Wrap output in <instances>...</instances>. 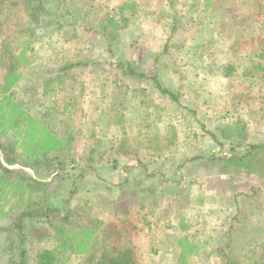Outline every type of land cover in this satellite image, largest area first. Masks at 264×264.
Masks as SVG:
<instances>
[{"label": "rangeland", "instance_id": "374dc122", "mask_svg": "<svg viewBox=\"0 0 264 264\" xmlns=\"http://www.w3.org/2000/svg\"><path fill=\"white\" fill-rule=\"evenodd\" d=\"M172 1L54 0L52 10L61 5L58 11L62 14L65 2L72 4L93 28L73 27L74 20L65 15L63 29L52 20L57 31L41 34L36 29L30 34L29 46L23 43L27 34L17 28L7 30L11 23H26V14L15 11L10 20L0 15V144L16 145L14 157L28 164L9 166L0 147V227L10 223L7 214L30 206L64 207L76 180L77 193L69 205L75 213L72 226L92 231L91 237L89 233L79 237L90 240L87 246L95 251L106 245L103 235H111L112 248L129 234L139 264H252L247 257L253 250L260 260L264 254V166L257 171L259 178L239 183L235 176L241 169L240 157L238 162L224 157L221 167L189 160L198 154H224L230 145L221 152L209 131L219 134L221 127L231 129L239 118L246 122L241 127L245 140L264 146V70H252L256 63L264 67V57H257L264 51V0ZM124 4L133 5L127 11L131 23L120 32L113 59L123 60L136 52L135 59L142 54L149 71L145 80L127 79L121 87L115 83L119 71H105L104 61L112 58L105 42L98 44L97 30L106 15L119 16ZM176 16L178 23L174 22ZM166 44L160 60L166 66L160 64L159 68V62L153 61ZM84 59L98 60L100 67L94 73L93 66L78 68L65 82L41 83L55 74L56 66ZM228 64L235 70L225 78L216 67ZM10 67L12 74H8ZM248 70L251 76L246 75ZM160 71L163 86L182 96V105L162 97L156 88L151 78ZM191 110H196L195 116ZM43 127L64 140L69 137L66 133H75L70 155L79 164L88 154L90 141L100 140L94 166H103L100 175L107 182L118 178V171L109 170L114 158L123 157V165L135 168L130 184L143 177L135 158L149 167V174L167 160L166 171L155 177L153 189L142 192L152 195L154 205L151 200L140 205L141 198H134L128 214L118 205V218L113 212L117 203L114 190L90 183L89 176L80 179L77 171L66 177L61 169L50 174L53 168L44 165L41 154L54 145ZM219 138L225 141L222 134ZM121 146L127 151L124 156ZM262 152L255 151L259 161H264ZM176 165L181 171L176 172ZM22 178L46 184L34 185L39 190L29 195ZM238 207L248 210L237 214ZM30 222L42 226L38 220ZM52 246L49 238L27 245L31 264H36L37 250ZM84 263L82 254H74L70 261Z\"/></svg>", "mask_w": 264, "mask_h": 264}, {"label": "trees", "instance_id": "16d2710c", "mask_svg": "<svg viewBox=\"0 0 264 264\" xmlns=\"http://www.w3.org/2000/svg\"><path fill=\"white\" fill-rule=\"evenodd\" d=\"M53 1L54 0H0V15H4L7 20H10L11 14L15 11H22L26 14V18H28L26 23H23V25L15 23L17 26H14L11 23L7 30L9 29L12 30V32H15L17 28L18 32L25 34V36L28 35L27 38H23V43L27 46L31 45L32 42L30 34H33L36 29H41V34H44L47 30L54 31L56 29L57 31V26L52 27V20H56L57 25L62 28L64 26V21L61 22V20H63V17L65 15H67L70 20H74L73 27H77L75 25H79L87 30L93 28V24H90V21L87 22L86 16L81 17V12H78L76 6L67 4L65 2V5L63 4L65 14H59L58 8L61 5H58L54 10H52L53 6H51L50 3H53ZM174 5L171 6L173 9L175 8ZM132 9V4L131 6L129 4L122 5L118 11L119 16L106 15V17L100 22V27L97 30V33L99 34L98 38L100 39L98 44H102V42H105L104 47L106 48V52L109 53L108 57L112 58L110 60L104 61L105 71L108 68H115L116 70H118L119 79L115 83H120L121 87L125 85V81L127 79L138 81L145 80L147 78V71H149L144 68V59L142 54H139L135 59L136 52H132L133 56L126 59L124 58L123 60L122 58L119 60L115 59L116 61L112 56L115 50L119 47V39L121 35L120 32L130 27L131 18L128 15V12ZM174 22H179L177 16L175 17ZM85 26L88 27L86 28ZM167 46L168 45L166 44L163 51L154 58L153 63L155 64L158 61L159 68L160 64L166 66V64L161 63L160 60L165 56L164 53L167 51ZM257 57H264V51L258 54ZM100 63L101 62H98V60L93 61L87 59L79 60L77 62L62 63L60 66H56L55 74H50V76L42 79L41 83H43L45 86H50V84L55 81L65 82V80L72 79V76L74 77V70H77L78 68L85 69L93 66L94 68L92 69V73H94V70H96L95 68L100 67ZM205 63L206 66L211 65V62H209L208 59L205 60ZM256 64L257 65L253 66L252 70H264L263 66L258 63ZM216 68L218 70H222V76L225 78L231 77L234 73L233 71L235 70V68L231 64L219 65ZM8 70V74L14 73L11 67ZM246 75L251 76L252 71L248 70L246 72ZM161 76V71L159 75L154 72V76L151 78V80L155 82L156 88L160 91L162 97L168 96L171 100H173L174 103L182 105L180 104V97L182 96L175 95V93L169 87H164L163 82L160 81ZM115 87L117 86L115 85ZM190 109L191 108H189V110ZM195 111L196 110H191L190 114L195 116ZM245 124L246 122L239 118L231 129L221 127V129H219V134L213 131H209V134L212 136V140L221 147V152H223L222 149H224L225 146L230 145V148L226 149L228 153L227 151L224 153L226 154L225 156L222 153H211L209 155L198 154L194 157H191L189 161L192 163L203 162L204 164L207 163V165L209 166L214 164L221 167L224 157L231 160L234 159L237 162L238 158L240 157L241 162L239 168H245L247 170L254 169L255 171H259L260 169L262 170L261 166H264V161L262 159L261 161L258 160L259 155L255 159H252L250 156L252 155L253 151V154H255V151H258L259 154L261 152V149L264 150V146L258 143H247L244 138V134H242L243 130L241 129V127H243ZM43 128L44 130L46 129L45 127ZM202 128H205L204 124L202 125ZM45 131L47 133L49 141L52 145H54V147H52L53 149H48L47 151H44L43 154H41L45 161L44 165L46 167L53 168V170H49L50 174H56V172L61 169L64 173V177H66V175L70 176L72 173L74 174L75 171H77L79 172L80 179L89 176L91 177L90 183H96L99 187H104L106 185V188L110 189V191L111 189L114 190L113 195L114 197H116L117 203L113 206V212L115 211L114 214L118 215V218L120 213V210H118L117 208L119 207L118 205H121L120 207H124L126 212L125 214H128L130 208L133 207L132 201H134V198H141V200L138 201L140 205H143L150 200L152 201L151 204L154 205L153 201L155 199L151 198L152 195L149 196L146 194L145 196H143L144 194H142V192H145L144 189H153L154 186H152V184H154L156 180L155 177H157L158 175L162 177V175L166 171V163L168 162L167 160L166 162L162 161V163L157 164L154 172L149 174V167L144 166L139 158H135V161H137L136 168L142 171L141 175L143 177L140 179L138 178L137 180L134 179L135 183L130 184L129 177L132 174V171L135 170V168L127 164L123 165V157H117L114 159L112 158L113 160L110 161L111 164L109 166V170L113 172L118 171V178H116L114 183H111L107 182L100 175L101 169L103 170V166H100L98 168L94 166V161L97 157L96 147L101 143L100 140H98L97 142L90 141V149L88 151V154L84 158V162H82V164H79L78 159L74 158V156L71 157L70 155V153L72 154V144L74 141L75 133H66L69 135V137L68 140H64L60 136H58L60 138H57L48 130ZM221 134L225 138V141L219 138V136L221 137ZM0 147L5 153L6 164H8L9 166L22 165L24 167H27L28 164H21L22 162H20L17 157H14V155L17 154L16 145L11 144L5 146L3 144H0ZM240 147L246 148V151H240ZM121 148L123 149L121 150V154L124 156L127 151H125L122 146ZM103 153L104 152L100 153V157L103 155ZM227 154L231 155L228 156ZM235 155L237 156L234 157ZM261 155L264 157L263 152ZM167 158L171 157H166L165 159ZM172 160L174 161L176 160V158ZM256 164L258 166L257 168L255 167ZM119 170L122 171L120 174ZM178 171H181V167L176 165V172ZM22 179L27 183V185L25 186H28L30 189L28 190L29 195L30 193L34 194L37 190H39L37 188L38 185L43 186L46 184V182L44 183L34 181L31 178ZM164 179V181H173L170 180V178ZM68 180L69 179L67 178V181ZM76 184V180L71 184V190L68 198L64 203V207L44 204L41 207L30 206L29 208L18 211V213L16 212L14 214H7L10 223L7 226L0 227V264H31L30 251L27 245H30L31 243L37 241L41 242L46 238L51 239L53 246L52 248L50 247L37 250L36 264H70V261L74 254H82L85 261L84 264H139L136 254L132 246L130 245V243H132V238L131 236H129V234L125 235L126 237L124 236L123 239H120V246H114L112 248H109L108 242V238L111 239V235H103L102 237H104V242L106 245L102 246L101 250L99 251H95L93 246L91 245L87 246V243H89L90 240L84 241L82 237H79L80 234L83 233H89L91 237L92 231L90 229H86V227L82 228L81 230H76L72 226V219L74 218L75 213L71 211L69 205L74 195L77 193V190L75 188ZM20 185L23 186L24 183H20ZM34 185H37V187H35ZM142 185H144V187L141 189ZM34 197V201H36L38 199V196L35 195ZM5 215L6 214H3V216ZM31 220H38L40 223H42V226L31 225L33 224L30 222ZM125 221H128V219ZM96 233L97 236L95 237V240L98 239L99 235L98 232ZM118 238H122V234ZM126 238L130 241H126ZM252 254L253 255H249L247 257L249 258L250 263L263 264L261 259H264V254H260V260L255 255L254 250L252 251Z\"/></svg>", "mask_w": 264, "mask_h": 264}, {"label": "crops", "instance_id": "0c3cea01", "mask_svg": "<svg viewBox=\"0 0 264 264\" xmlns=\"http://www.w3.org/2000/svg\"><path fill=\"white\" fill-rule=\"evenodd\" d=\"M247 143L248 144H250V143H253V144H255V143H257L256 141L254 142L253 140H248L247 141ZM244 147H240L239 148V150L241 149H243ZM240 150V151H241ZM254 153V151L252 152V155L250 156L252 159H255V155L253 154ZM224 156L226 155V154H223ZM228 156H230L231 154H227ZM212 174H215V173H212ZM216 175H217V173H216ZM212 176V175H211ZM210 176V177H211ZM221 178H234L233 176H228V177H226V176H223V175H221ZM235 178L237 179V180H239V183H241V182H245V181H248L249 179H251L252 181L255 179V178H259L258 176H257V171H255L254 169H252V170H247V169H245V168H243V169H238V173H237V176H235ZM249 178V179H248ZM211 179V178H210ZM214 189V188H213ZM215 191V193H217L218 194V190L216 191V190H214ZM216 195V194H215ZM236 199H237V196H236ZM236 199H235V201L234 202H236ZM247 200V199H246ZM250 200V199H249ZM237 204V203H236ZM236 204H235V206H236ZM231 205V204H230ZM247 208L245 209V208H242V209H240V207H238L237 208V214H239L240 212L243 214L244 212H247ZM236 215V214H235ZM241 220V219H240ZM237 222H239L238 220H237ZM242 223V222H241Z\"/></svg>", "mask_w": 264, "mask_h": 264}]
</instances>
